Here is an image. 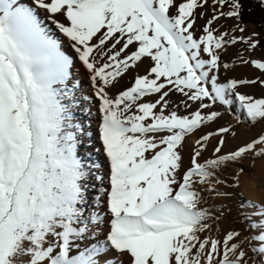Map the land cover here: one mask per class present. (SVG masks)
I'll use <instances>...</instances> for the list:
<instances>
[{
	"label": "snow or ice",
	"instance_id": "snow-or-ice-1",
	"mask_svg": "<svg viewBox=\"0 0 264 264\" xmlns=\"http://www.w3.org/2000/svg\"><path fill=\"white\" fill-rule=\"evenodd\" d=\"M243 2L35 0L65 54L31 8L0 0V264H264V203L240 201L244 231L213 234L244 162L264 165V95L241 91L264 88V56ZM238 44L248 55L226 62ZM77 61L91 97L77 95ZM237 62L261 76L222 82ZM91 99L94 142L74 117ZM233 102L235 125L218 124ZM242 123L260 129L225 151Z\"/></svg>",
	"mask_w": 264,
	"mask_h": 264
},
{
	"label": "bare ground",
	"instance_id": "bare-ground-1",
	"mask_svg": "<svg viewBox=\"0 0 264 264\" xmlns=\"http://www.w3.org/2000/svg\"><path fill=\"white\" fill-rule=\"evenodd\" d=\"M19 4L31 8L34 14L36 15L38 21L40 22L41 26L44 27L49 35H52L54 38L59 39L61 43V50L65 52V54H70L71 49L69 48V42L67 39H65L56 29L55 26L51 24V22L48 19V13H46L44 10L39 9L35 5V0H19ZM62 19V18H59ZM233 21V20H232ZM223 59L228 62V56H224ZM148 61H145L143 64L140 65L139 72L140 74L144 73L145 68L147 67ZM231 70H224L221 69L219 73V79L222 82H226L227 79L231 78ZM73 78L75 81L79 83V91L77 92L78 96L81 95H88L89 97L92 96V88L90 85V81L88 78V74L85 72V70L80 66L79 62L77 61L76 67L72 69ZM133 73H129L126 75L123 80H121L120 86L128 84L129 80L131 79ZM119 87V86H118ZM241 91L246 92V88H242ZM86 107L91 109V114L88 115L86 112L81 111L79 108L75 109L74 111V117L76 122H84L85 128L92 134V141L94 142L95 132L97 128V121L99 119V114L97 112V105L94 101V99L89 100ZM219 111L223 113L222 118L217 122L218 124H224V123H230L235 125V117L239 115V108L236 103H232L231 105L225 107L220 106L218 107ZM229 111H233V115L229 114ZM182 114V112H181ZM216 125H213L215 127ZM237 132V137L235 139H232L228 142L227 148L225 151L230 150L231 148L235 147L237 144L242 143L243 141L247 140L253 133L246 129V126L244 124H240L236 126L235 128ZM193 140H189V144L192 143ZM81 155H85L84 148L80 149ZM90 160L95 161L97 164H100L102 166L101 168V175H104L106 173V163L102 155H99L97 153H92L89 157ZM185 159L187 160V150L185 152ZM244 167L246 169L247 174L241 175L240 177V190H242L248 198H246L243 201H252L254 200L256 203H264V181L261 180V178L264 177V165L261 164V162L258 160L255 163V167H250L249 162H244ZM104 187H107V184L105 183ZM237 188H226V191L229 192H235ZM239 198L235 195L225 200H219L218 204L219 206L227 205L228 207L232 208V215L228 216L226 219H224L220 225H219V231H214V235L222 236L224 232H226L230 228H237L240 229L242 232L244 231V226H242L240 223H234L233 217L236 215V207L239 203L237 201ZM252 199V200H251Z\"/></svg>",
	"mask_w": 264,
	"mask_h": 264
},
{
	"label": "rangeland",
	"instance_id": "rangeland-1",
	"mask_svg": "<svg viewBox=\"0 0 264 264\" xmlns=\"http://www.w3.org/2000/svg\"><path fill=\"white\" fill-rule=\"evenodd\" d=\"M255 5L256 6L261 5L259 0H255ZM225 10H227V9H225ZM200 23H203V21H201ZM220 23L223 24L225 28H230L235 23V21H232V20H221ZM242 24L246 28V31L244 33L245 36H248L252 32H256V33L259 34L258 39L260 40V47L252 55L255 56V57L264 56V39L262 38V33L259 30H256L255 28H253L252 26L246 25L244 21L242 22ZM221 30H223V29H221ZM237 35H239V33H237ZM238 49L241 51V53L243 55H245V56L248 55V53L244 52V45L238 44L236 47L229 48V50H228L227 56H228V62L229 63H233L236 60V58L234 56V53ZM147 65H148V63H147ZM231 76H232L231 78L236 77V78L254 79L256 77L261 76V73L258 70L254 69L253 67H251V66H243V65H240L237 62L236 66L234 68H232ZM246 92H248L249 94L255 95L257 98H260L262 95H264V88H261L259 85L251 86V87H247L246 88ZM181 112L183 114L182 110H181ZM229 114L233 115V111H229ZM242 124H244L246 126V129H249L253 134L258 132L259 129H260L259 125H257L255 128H249L248 124H245V123H242ZM230 140H231V138H229L228 142ZM226 148H227V145L225 146V149ZM261 180L264 181V177L261 178ZM239 187L235 190L234 193L239 198L237 201L240 202V201H243L246 198H248V196L242 190H240ZM252 201L255 202L254 200H252ZM240 224L242 226H244L242 223H240Z\"/></svg>",
	"mask_w": 264,
	"mask_h": 264
},
{
	"label": "trees",
	"instance_id": "trees-1",
	"mask_svg": "<svg viewBox=\"0 0 264 264\" xmlns=\"http://www.w3.org/2000/svg\"><path fill=\"white\" fill-rule=\"evenodd\" d=\"M243 21L262 33L264 39V7L256 6L255 0H244Z\"/></svg>",
	"mask_w": 264,
	"mask_h": 264
}]
</instances>
